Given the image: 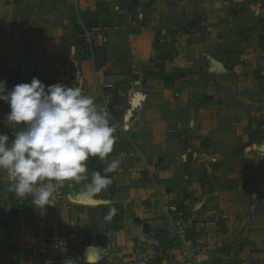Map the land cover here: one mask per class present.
<instances>
[{
    "label": "crops",
    "instance_id": "0c3cea01",
    "mask_svg": "<svg viewBox=\"0 0 264 264\" xmlns=\"http://www.w3.org/2000/svg\"><path fill=\"white\" fill-rule=\"evenodd\" d=\"M79 20L119 29L89 58ZM33 76L81 87L117 139L44 208L0 170V264H169L186 242L205 264H264V0H0V80Z\"/></svg>",
    "mask_w": 264,
    "mask_h": 264
},
{
    "label": "clouds",
    "instance_id": "9594fccd",
    "mask_svg": "<svg viewBox=\"0 0 264 264\" xmlns=\"http://www.w3.org/2000/svg\"><path fill=\"white\" fill-rule=\"evenodd\" d=\"M0 101L9 105L5 124L11 131H0V170L10 180V190L19 197H31L36 207L53 205L57 185L80 183L88 172L90 157L107 160L116 142L109 113L81 87L57 82L47 87L37 77L7 87L0 80ZM122 154L102 170L93 171L84 191L99 193L113 180ZM109 210L108 219L116 213Z\"/></svg>",
    "mask_w": 264,
    "mask_h": 264
},
{
    "label": "built area",
    "instance_id": "2783aa9c",
    "mask_svg": "<svg viewBox=\"0 0 264 264\" xmlns=\"http://www.w3.org/2000/svg\"><path fill=\"white\" fill-rule=\"evenodd\" d=\"M79 35L85 46V54L87 57H93L94 51L97 47L104 45L107 40L109 33L119 29L118 24L111 23H98L95 25H86L82 20L78 21ZM77 74L78 69L74 68ZM262 73V72H261ZM175 205H170L168 210H177ZM169 264H205L197 250L190 244V242L185 243L184 250L179 260H175Z\"/></svg>",
    "mask_w": 264,
    "mask_h": 264
}]
</instances>
